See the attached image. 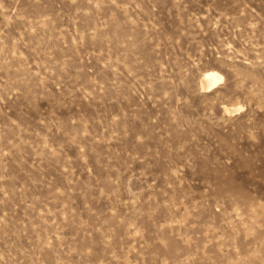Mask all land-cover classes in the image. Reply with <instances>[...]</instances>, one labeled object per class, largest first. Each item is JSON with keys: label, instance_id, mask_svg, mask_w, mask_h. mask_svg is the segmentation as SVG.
I'll return each instance as SVG.
<instances>
[{"label": "rangeland", "instance_id": "374dc122", "mask_svg": "<svg viewBox=\"0 0 264 264\" xmlns=\"http://www.w3.org/2000/svg\"><path fill=\"white\" fill-rule=\"evenodd\" d=\"M0 264H264V0H0Z\"/></svg>", "mask_w": 264, "mask_h": 264}, {"label": "bare ground", "instance_id": "6f19581e", "mask_svg": "<svg viewBox=\"0 0 264 264\" xmlns=\"http://www.w3.org/2000/svg\"><path fill=\"white\" fill-rule=\"evenodd\" d=\"M222 78V74L217 71V70H207L204 72V75L201 78V84L205 87H209L213 89L214 86H216V84H218L217 82L220 81ZM238 109V108H237ZM235 110V109H233ZM228 111V109H227Z\"/></svg>", "mask_w": 264, "mask_h": 264}]
</instances>
